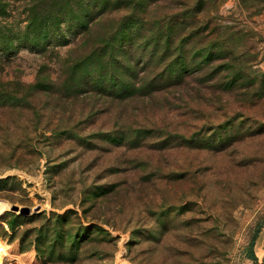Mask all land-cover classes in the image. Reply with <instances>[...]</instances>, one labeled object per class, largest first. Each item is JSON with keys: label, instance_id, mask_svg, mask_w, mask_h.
Returning <instances> with one entry per match:
<instances>
[{"label": "rangeland", "instance_id": "374dc122", "mask_svg": "<svg viewBox=\"0 0 264 264\" xmlns=\"http://www.w3.org/2000/svg\"><path fill=\"white\" fill-rule=\"evenodd\" d=\"M0 198L33 264L263 255L264 0H0Z\"/></svg>", "mask_w": 264, "mask_h": 264}, {"label": "bare ground", "instance_id": "6f19581e", "mask_svg": "<svg viewBox=\"0 0 264 264\" xmlns=\"http://www.w3.org/2000/svg\"><path fill=\"white\" fill-rule=\"evenodd\" d=\"M11 202L0 198V214H2L6 209L10 208ZM17 248L9 245L7 242L0 240V261L4 260L6 257L15 258L18 261H22L24 258L26 264H33L35 261L34 252L26 253L24 255H19L16 250Z\"/></svg>", "mask_w": 264, "mask_h": 264}, {"label": "water", "instance_id": "95a60500", "mask_svg": "<svg viewBox=\"0 0 264 264\" xmlns=\"http://www.w3.org/2000/svg\"><path fill=\"white\" fill-rule=\"evenodd\" d=\"M9 209H13V210H16V211H19V212H26V213L30 211L29 206H27V205H19V204L15 203V202H11Z\"/></svg>", "mask_w": 264, "mask_h": 264}, {"label": "built area", "instance_id": "2783aa9c", "mask_svg": "<svg viewBox=\"0 0 264 264\" xmlns=\"http://www.w3.org/2000/svg\"><path fill=\"white\" fill-rule=\"evenodd\" d=\"M243 264H264V254L261 256H258L257 258L249 259L243 262Z\"/></svg>", "mask_w": 264, "mask_h": 264}, {"label": "trees", "instance_id": "16d2710c", "mask_svg": "<svg viewBox=\"0 0 264 264\" xmlns=\"http://www.w3.org/2000/svg\"><path fill=\"white\" fill-rule=\"evenodd\" d=\"M254 238H255V235H253L252 240H251V243L254 242ZM251 256H252L253 258L256 257V255L254 254V252H251ZM72 258H73V257H72Z\"/></svg>", "mask_w": 264, "mask_h": 264}]
</instances>
